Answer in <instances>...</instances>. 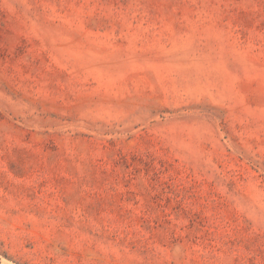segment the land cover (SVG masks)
<instances>
[{
  "label": "rangeland",
  "instance_id": "374dc122",
  "mask_svg": "<svg viewBox=\"0 0 264 264\" xmlns=\"http://www.w3.org/2000/svg\"><path fill=\"white\" fill-rule=\"evenodd\" d=\"M0 264H264V0H0Z\"/></svg>",
  "mask_w": 264,
  "mask_h": 264
}]
</instances>
